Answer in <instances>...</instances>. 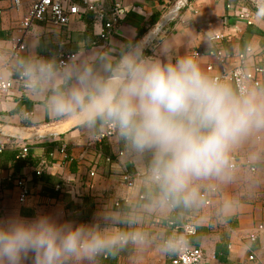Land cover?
<instances>
[{
	"label": "crops",
	"instance_id": "1",
	"mask_svg": "<svg viewBox=\"0 0 264 264\" xmlns=\"http://www.w3.org/2000/svg\"><path fill=\"white\" fill-rule=\"evenodd\" d=\"M92 1L105 10L104 18L82 9L62 27L36 21L26 34V43L38 38L41 54H55L59 59L61 54L111 48L128 34L137 39L149 34L151 39L156 31L154 46L167 41L176 55H191L213 77L236 66L247 46L252 52L246 53V68H264V21L256 18V0H190L174 18L169 15L178 0ZM13 3L0 0L1 61L10 59L32 0H21L19 9ZM117 3L125 7L126 14L104 39L100 35ZM219 33L224 37L214 40ZM217 48L232 54L226 65L211 55ZM258 77L263 84L259 89H264V73ZM42 101L43 97L31 96L18 86L0 100V143H4L0 149V217L16 211L27 218L38 212L61 213L64 219L90 222L100 207L108 205L118 211L141 212V227L157 240L182 235L183 219L193 216L197 233L190 244L204 251L202 264H264V132H253L232 147L230 157L237 167L230 169V180L210 177L194 181L200 203L148 211L147 205L159 194L151 176L152 153L130 151L116 134L93 143L94 136L107 127L88 129L72 118L51 117L43 112ZM24 113L36 114L37 119H24ZM32 134L42 135L28 137ZM23 145L29 147L27 158L20 157ZM124 173L132 177L133 187L121 180ZM19 177H26L31 189L24 203L19 200ZM203 193L207 196L202 197ZM227 200L234 207L225 218L219 210ZM252 234L257 235L255 240ZM176 255L162 254L153 243L143 249L129 246L99 258L97 264H173Z\"/></svg>",
	"mask_w": 264,
	"mask_h": 264
},
{
	"label": "clouds",
	"instance_id": "2",
	"mask_svg": "<svg viewBox=\"0 0 264 264\" xmlns=\"http://www.w3.org/2000/svg\"><path fill=\"white\" fill-rule=\"evenodd\" d=\"M256 18L264 21V3L257 5ZM41 47L38 38L26 43L23 54L11 58V73L27 94L43 97L45 114L75 119L88 129L110 127L130 151L152 153L159 194L148 211L200 203L194 181L230 180L232 147L264 132V89H237L227 76L208 74L191 55H176L167 41L154 46L149 34H128L111 48L64 59L41 54ZM233 207L225 201L219 215L226 218ZM143 223L141 212L108 205L90 222L61 213L27 218L16 211L0 217V264H97L129 246L153 243L162 254L187 249L184 235L153 240Z\"/></svg>",
	"mask_w": 264,
	"mask_h": 264
},
{
	"label": "built area",
	"instance_id": "3",
	"mask_svg": "<svg viewBox=\"0 0 264 264\" xmlns=\"http://www.w3.org/2000/svg\"><path fill=\"white\" fill-rule=\"evenodd\" d=\"M14 7L19 9L21 7V0H13ZM259 3H264V0H258ZM190 3V0H178L176 7L171 10L169 17L174 18L178 14L180 8L187 7ZM82 9L92 11L99 18H104L106 12L103 8L97 7L92 0H32V3L29 8L28 16L22 21L20 25L21 36L16 39L15 44L13 45L10 59L7 61L0 60V100L5 98L10 94L11 90L15 87L23 88L21 82L11 73L10 71V60L15 54H21L25 50L26 45V34L31 28L32 24L36 21H49L55 27H62L67 25L75 16L82 12ZM178 9V10H176ZM2 14V9H0V15ZM126 14V9L120 3H117L112 10V18L105 23V30L101 33V37L106 39L119 25L120 20L124 18ZM156 32V31H154ZM152 33V36L156 33ZM151 39L153 40V37ZM150 37V35H149ZM224 37L223 33L216 34L213 39L221 40ZM252 52V47H251ZM247 53V52H246ZM246 53L239 55V63L234 66L232 69L224 70V73L221 77L227 76L230 81H232L237 89H247L253 85L255 88H263L262 80L258 75L264 73L263 67H256L252 70L246 68L245 59ZM73 54V53H71ZM71 54H61L59 59H64ZM196 56H200V52H195ZM217 61L221 65H226L232 58V54L228 51H225L223 48H217L215 51L211 52ZM209 69H212V66H209ZM220 78V77H216ZM24 89V88H23ZM115 135L114 131L107 127L105 131L97 133L93 138L94 142H100L106 137H111ZM91 141L88 143V147L91 145ZM4 148V143H0V149ZM63 151V150H62ZM29 154V147L23 145L20 157L27 158ZM124 153L122 152L121 155ZM230 169L237 167V163L233 157H230ZM252 170H255V167H251ZM41 171H37V174H40ZM121 180L131 188L134 186V181L128 173H124L121 176ZM17 187L19 191V200L21 202H26L31 194V189L27 182L26 177H19L17 180ZM62 186L57 185V189H61ZM207 194L203 193L202 197H206ZM144 197V196H143ZM206 204H210V199L206 200ZM118 206L119 203H116ZM182 235L186 237L189 241L188 247L186 250L177 253L176 257L173 259V264H202L205 259V253L201 248L193 247L190 244V238L197 233V220L193 216H189L182 221ZM257 237L256 234L251 235V239L255 240ZM253 259V256H251Z\"/></svg>",
	"mask_w": 264,
	"mask_h": 264
},
{
	"label": "water",
	"instance_id": "4",
	"mask_svg": "<svg viewBox=\"0 0 264 264\" xmlns=\"http://www.w3.org/2000/svg\"><path fill=\"white\" fill-rule=\"evenodd\" d=\"M257 3H259L257 0H256ZM178 10V9H176ZM2 133H5L4 131ZM6 134V133H5ZM51 134H55V133H51ZM12 137H17L16 135H12L10 134ZM42 134H32V135H28V137L32 138V137H36V136H41Z\"/></svg>",
	"mask_w": 264,
	"mask_h": 264
}]
</instances>
